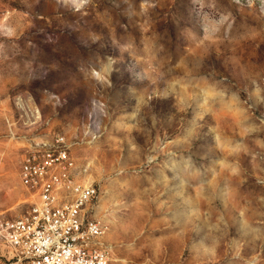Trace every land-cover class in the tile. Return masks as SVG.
I'll list each match as a JSON object with an SVG mask.
<instances>
[{"label":"rangeland","instance_id":"374dc122","mask_svg":"<svg viewBox=\"0 0 264 264\" xmlns=\"http://www.w3.org/2000/svg\"><path fill=\"white\" fill-rule=\"evenodd\" d=\"M55 133L108 264H264V0H0V216Z\"/></svg>","mask_w":264,"mask_h":264},{"label":"built area","instance_id":"2783aa9c","mask_svg":"<svg viewBox=\"0 0 264 264\" xmlns=\"http://www.w3.org/2000/svg\"><path fill=\"white\" fill-rule=\"evenodd\" d=\"M19 181L31 197L15 216H0L8 264H108L105 224L93 215L98 183L84 182L61 133L21 156Z\"/></svg>","mask_w":264,"mask_h":264},{"label":"bare ground","instance_id":"6f19581e","mask_svg":"<svg viewBox=\"0 0 264 264\" xmlns=\"http://www.w3.org/2000/svg\"><path fill=\"white\" fill-rule=\"evenodd\" d=\"M84 181V180H83ZM84 182H86V181H84Z\"/></svg>","mask_w":264,"mask_h":264}]
</instances>
